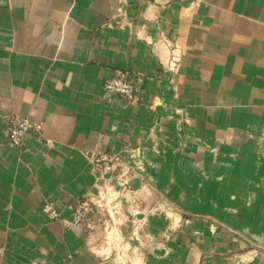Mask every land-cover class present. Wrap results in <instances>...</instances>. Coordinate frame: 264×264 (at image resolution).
<instances>
[{"label": "crops", "instance_id": "0c3cea01", "mask_svg": "<svg viewBox=\"0 0 264 264\" xmlns=\"http://www.w3.org/2000/svg\"><path fill=\"white\" fill-rule=\"evenodd\" d=\"M115 69L135 102L103 89ZM16 117L40 125L21 146ZM81 200L79 227L43 210ZM114 258L264 264V0H0V264Z\"/></svg>", "mask_w": 264, "mask_h": 264}, {"label": "built area", "instance_id": "2783aa9c", "mask_svg": "<svg viewBox=\"0 0 264 264\" xmlns=\"http://www.w3.org/2000/svg\"><path fill=\"white\" fill-rule=\"evenodd\" d=\"M178 57L171 50L168 59L163 64L164 70L172 73L176 69ZM102 87L106 92L113 93L122 99L130 102L136 101V91L134 82L127 70L115 69L110 75L106 76L102 81ZM40 125L33 123L27 118L16 117L12 119L8 126V137L11 144L21 146L26 132H38ZM93 167L100 173L116 174L115 178L122 177L129 172V167L123 163L120 157L109 155L107 153H99L93 157ZM112 177V176H111ZM90 200H81L71 208L68 219L61 218L59 212L50 204L43 206V210L48 212L50 217L54 220H61L67 225L82 226L85 222V217L90 209Z\"/></svg>", "mask_w": 264, "mask_h": 264}, {"label": "water", "instance_id": "95a60500", "mask_svg": "<svg viewBox=\"0 0 264 264\" xmlns=\"http://www.w3.org/2000/svg\"><path fill=\"white\" fill-rule=\"evenodd\" d=\"M179 206L185 210V211H195V209L197 210H201L202 212H205V213H209L211 215H213L216 219H218L219 221L221 222H224L228 225H231L232 227H235V228H238L240 230H242L246 235H251L249 230L243 226V225H240L239 223L236 222V219L226 213H222L220 211H214L211 207L210 204H204L201 208L195 206V204H192L190 202H179L178 203ZM195 206V207H194ZM112 248H113V245L112 243H109L108 244V249L107 251L105 252L106 256L107 257H110V255L112 254ZM114 261L116 264H123L119 259L117 258H114Z\"/></svg>", "mask_w": 264, "mask_h": 264}, {"label": "rangeland", "instance_id": "374dc122", "mask_svg": "<svg viewBox=\"0 0 264 264\" xmlns=\"http://www.w3.org/2000/svg\"><path fill=\"white\" fill-rule=\"evenodd\" d=\"M123 161V160H122ZM130 173H131V171H130V169H129V172L126 174V175H124V176H122V177H129L130 176ZM106 174V173H105ZM109 175H110V173H108ZM110 176H112V177H116L117 175L116 174H113V175H110ZM50 204V203H49Z\"/></svg>", "mask_w": 264, "mask_h": 264}]
</instances>
